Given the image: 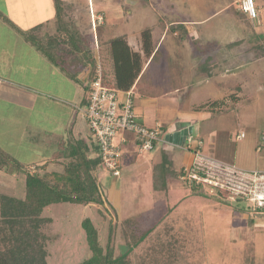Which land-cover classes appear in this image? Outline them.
Returning a JSON list of instances; mask_svg holds the SVG:
<instances>
[{"label":"rangeland","instance_id":"374dc122","mask_svg":"<svg viewBox=\"0 0 264 264\" xmlns=\"http://www.w3.org/2000/svg\"><path fill=\"white\" fill-rule=\"evenodd\" d=\"M240 1L64 0L66 8L69 5L75 6L72 9L69 7L67 18L74 22L81 33L85 32L88 35L91 31L87 28L94 16L101 17L99 24L92 29L95 39H100V36L109 38L127 34L130 43L135 45L137 35L143 29L150 28L154 36L159 37V29L156 26L158 19L163 24L168 21L186 23L194 37L187 38V43L183 47L175 48L176 51L183 53V60L169 59L174 53L166 55L164 47L162 50L164 60L161 58L159 63H152L143 80L150 79L151 75L163 79L170 74L178 76L183 73V79L188 83L180 95L168 96L169 102L184 105L216 100L219 103L192 115L195 123H199L204 128L202 136H198L200 131L194 133L195 143L199 142L198 139H202L200 146H196V149L199 148L201 158L196 160L194 148L187 150V153L184 152L190 167L200 168V164L207 166L208 169L203 173L204 176H212L209 178L212 184L196 183L188 177L180 182L177 176L168 173L165 177L167 179L169 176L167 186L171 188L170 191L156 190L158 192L153 193L151 177L153 170L150 161H146L150 155L149 152L141 153L143 157L139 156L138 160L146 161L147 165L137 167L135 161L128 163L127 167L123 166L118 178L106 172L99 174L100 189L106 197L104 204L107 203L109 208L106 205L97 207L93 204L84 206L66 202L51 205L44 211V217L52 220L51 226L48 225L50 227L47 226L45 229L53 239L48 247L47 264H79L91 255L86 234L81 226L82 221L86 219H89L97 229L98 245L104 250L109 243L108 238L111 237L114 257L119 256L126 249V240L118 226L123 220L132 218L141 223H137L138 227H135L138 234L156 224L154 230L147 233L148 238L146 237L131 253L133 260L145 246L156 240L161 250L155 252L163 255L151 258H163L161 262L176 258V261L173 259L175 262L172 264H203V258H207L208 264H248L247 258H264V238L262 237L258 242L253 239L254 234H257L256 231L261 229L252 228V223L259 218L264 221V216H256L250 205L241 198L230 200L233 196L230 189L232 180L229 186L225 185L222 188L218 185L220 182H227L229 178L227 173L233 170L245 172L264 170V57L255 58L253 50L257 44L264 43V0H255L258 9L262 11L259 25L249 22L241 13L240 17L235 16L234 11H238L237 6ZM80 18L83 19L82 23L77 22ZM55 29L56 24L49 27L47 32L51 34L56 31ZM2 30L0 26V31ZM36 35L40 36V40L31 34L35 38L34 41L48 43L49 38L45 35L39 33ZM169 39L171 37H167V40ZM238 40H242V44L232 49L227 48L228 44ZM204 55L213 58L218 55L221 61L219 64L227 62L230 65V62H233L231 73L226 72V66H222V71L219 70L220 74L222 72V75H229L228 78L206 80L204 84L199 85V79H194L193 75L195 67L200 65ZM231 56L232 61H229ZM88 58L89 56H83V64ZM39 78H35V84L32 85L41 86L43 78ZM22 81L27 84L28 80L24 78ZM219 81L223 86L217 85ZM53 85L56 87L59 83L51 82L47 83L46 87L29 88V90L24 87L11 88L14 94L10 96L19 105L13 104L10 107L9 115L15 120L13 125L9 124L11 135L9 133L1 135L6 127L3 126L5 120L0 116V145L7 144L12 152L19 143L36 149L41 146L42 138L57 137L55 130L46 132V129L40 131L39 128H32L39 130V138L29 139L28 136L24 137L20 134L22 128L29 124L33 127L38 122L39 125L41 117L49 119L52 124L63 122L64 119L54 105L59 103H56L55 98L51 100L50 98L53 97L51 95H39L38 101L45 99L54 104L50 103L48 107L42 104V108L39 109L34 105L31 109L34 112L27 110L29 106L26 97H34V94H31L34 90L30 89L56 93L60 88H53ZM236 86H241V92L235 89ZM67 90L71 92V87H67ZM229 94L236 95L238 100L243 96L248 97H244L234 105L228 97ZM225 107L228 108L226 113L220 111ZM68 108L72 107L68 106ZM3 110L7 114L6 110ZM78 116L81 119V115ZM241 132L245 136L238 139L237 135ZM36 151L32 149L23 156L20 154L18 161L25 165L38 162L40 155L43 154ZM50 170L59 171V167L54 166ZM169 170L174 173L177 169L169 164ZM7 175L9 176H3L4 182L0 184V193L20 196L23 188L22 175ZM16 179L19 180L20 185ZM11 181L17 186L11 185ZM242 214H252L255 217L244 223ZM109 225L113 226L111 231ZM185 259H188L187 262H184ZM133 264L140 262L135 259ZM148 264L167 263H152L150 260Z\"/></svg>","mask_w":264,"mask_h":264},{"label":"trees","instance_id":"16d2710c","mask_svg":"<svg viewBox=\"0 0 264 264\" xmlns=\"http://www.w3.org/2000/svg\"><path fill=\"white\" fill-rule=\"evenodd\" d=\"M54 6L57 34L50 38L48 43L43 44L34 41L35 38L30 34L21 32L25 41L34 46L52 63L62 67L66 63V58L72 56L71 54H75L74 56L81 63H83V56H89L88 61L84 64L90 67L92 78L97 66L100 65L102 84L107 88L123 93L135 87L137 93L145 97L146 95L155 96L163 92V90L155 89L151 84L147 85L141 81L145 63L148 59L155 58L157 54L151 29L146 28L140 32L138 37L139 49H134L125 35L109 38L100 36V39H95L92 23L87 28L91 31L88 35L85 32L81 33L75 27L74 22L68 20L67 10L70 8H66L64 0H54ZM240 13L237 10L234 11L237 18L242 14ZM0 18L6 24L13 26L1 13ZM248 20L259 25L260 16L258 15L254 20L249 18ZM158 23L161 24L162 22ZM168 31L176 34L178 42L185 40L188 35L181 24L169 25ZM240 44H242V40L229 46L233 48ZM65 47L68 48L66 51L63 49ZM253 50L255 58L264 57V43L257 44ZM214 67L213 59L208 57L200 67V71L209 74ZM235 89L241 92L242 88L236 86ZM228 97L232 104L237 105L244 97L247 98L248 96L240 97V100L236 98V95L229 94ZM86 102L87 95L85 105ZM216 103L219 101L205 102L196 109H206L209 106H215ZM220 111L226 113L228 108L225 107ZM220 111L216 112L220 113ZM201 140L199 139V142ZM93 142L96 148V157L90 158L79 141L76 140L71 144L61 139L57 142L56 150L51 155L50 160L42 165H24L0 148V171L10 175L21 174L23 185L20 196L0 193V264H47L48 247L53 239H51L49 231L47 232L45 229L48 225L51 226L52 220L44 217V211L51 205L66 202L84 206L93 204L101 207L104 205L105 200L96 176L99 163L98 147L94 139ZM53 162H60L62 170H48V165ZM168 173L176 177L181 176L182 171L179 173L170 172L168 160L163 155L161 164L154 167L152 171L154 190H165L164 178ZM198 175L204 177L203 172H198ZM16 181L19 183L18 179ZM15 186L17 185L15 184ZM81 226L86 234L91 255L79 264H133L135 259H138L140 264H148L150 260L152 263L172 264L175 262H173V258L164 262H161L163 258H151L152 256L163 255V253L155 252L161 250L156 244L157 240L145 246L140 254L135 255L133 260L131 253L143 243L147 233L152 230L138 234L135 228L137 225L131 218L123 220L118 226L126 240V249L117 257H114V253H112L111 237L108 238L109 243L104 250L98 245V231L92 222L86 219L82 221ZM112 227L109 225V231L112 230Z\"/></svg>","mask_w":264,"mask_h":264},{"label":"crops","instance_id":"0c3cea01","mask_svg":"<svg viewBox=\"0 0 264 264\" xmlns=\"http://www.w3.org/2000/svg\"><path fill=\"white\" fill-rule=\"evenodd\" d=\"M69 7L72 9L75 6L69 5ZM259 11H260L259 16H261L262 11L261 10ZM0 13L13 24V26H10L5 22H3L2 19L0 18V26L3 29L2 31H0V116L5 120V124L3 126L6 127V129L1 132V135L2 136L8 135V133L11 135L12 131L9 129V124L10 126L13 125L15 123V120L9 115V111L11 110L10 107L13 104L19 105L16 101L12 100L13 97L10 96L14 94L11 88L24 87V88H28L29 90V88L46 87L45 85L47 83L50 84L51 82L59 83V85H56V87H54V85L52 86L53 88H58V87L60 88L58 91H56V93L54 91H48V90L44 91L39 89L37 90L30 89L32 91L34 90L33 91L34 93L31 91L32 92L31 94H34V97L33 98L26 97L25 100L28 101L27 106H29L30 108V109L28 108L27 110L32 111L31 109L34 107V105L36 106V108L39 109L42 108L41 106L42 104H44L45 107L50 106V103L54 104L53 102H47V100L42 98L41 99L43 101L42 100L38 101L39 95H44V96L51 95L53 97L50 99L53 100V98H55L56 103H59V105L58 104H54V105L57 106L56 108L57 111H59V114L64 119L63 122H56V123L54 122L52 124L49 119H45V118L42 119L41 117L39 125L37 124L38 123L37 122L33 127L32 124H29L28 126L22 128L23 130L20 132L21 136L24 137L28 136L29 139L39 138L38 136L40 135L38 133L39 130L36 129L33 130L32 128H39L41 129L40 131H42V129H46V132L48 130L56 131L57 137L47 136L45 138H42L41 140L42 144L41 146H38L39 148L34 149L30 146L26 147L23 146L24 145L23 143H19V146H17L15 151L13 149V152L10 150L7 144L0 145V148L9 155H11L12 157L16 158L17 160H19L18 156L20 154H22L23 156L24 153H28L32 149L34 151L37 150L38 153L42 152L41 154L43 155L42 156L40 155L38 162L26 164V165H42L45 164L48 160H50L51 155L56 150L57 142L59 140L62 139L67 143H71V144L77 140L79 141V143H81L82 147L86 149V153L88 157L90 158L96 157V150H95L96 148L91 133L89 131L88 125L83 116V108L85 105L88 85L90 80L92 79V73L90 67H87L85 64L79 62L78 59H76V56H74L75 54H71L72 55L71 57H67L65 65L60 67L52 63L46 56H44L29 42L25 41L23 35L21 34V32L23 34H30V35L33 34V36H35L39 40H40V36H37L36 33L43 34L49 39L57 34V26L55 29L56 31L53 32L54 34L53 33L49 34L47 32V29L49 27L54 26L56 24L54 0H0ZM77 22L82 23L83 19L82 18L77 19ZM158 22H161L160 19H158V21L156 22V26L159 29L160 35L159 37H155L153 34V39L156 44L155 49L157 54L155 55V58L152 59L150 58L145 63L141 74V81L146 83L147 85L151 84V86L155 87V89L159 88L160 90H163V92L158 93L155 96L146 95L145 97L137 93L135 87L131 88L134 91L133 108L141 124L147 127L160 126L164 131L161 141L156 143L153 150L148 153L150 156H148L146 158L147 160L146 159L145 160L147 162L150 161L151 163L150 166L153 170L154 167L161 164L163 160V155H165V157L169 161V164L170 165L172 164L173 167H176L177 169L176 172L179 173L180 171H182V175L177 176L178 180L182 182V180H184L182 178V176L184 175V171L186 170L188 172H192L191 171L192 167L189 166V162L186 161L187 159L185 157L186 156L185 153L188 152L187 150L190 151V149L187 148V137L192 136V138L194 139V133L195 132L198 133L199 131L200 134L198 136H202L203 134L202 129H204L202 128L203 126H201L199 123L197 122L195 123L192 115L194 113L198 114L200 110L196 108L201 104H204L205 102H209L210 100L201 103L191 102L190 104L187 103L184 105H179V104L176 105V103L172 101L169 102L167 97L173 95H180L184 91L183 89H185L188 83L185 79H183V73L178 74V76H172L170 74L167 75L166 77L162 74V76H164L163 79H158L156 78V75H151L150 79H146L145 81L143 80V77L146 75L147 70L152 63L158 61L160 62L161 58L164 60V56H163L164 54L162 51L164 47H165L166 55H172L174 53V55L171 56V58L169 59L171 60L177 59L178 61L180 59L183 60L182 58L183 53L180 51H176L175 48L183 47L187 43L186 41L187 38L189 39L191 37H194L192 36L193 33L190 32L186 23L168 21L167 23L164 24L162 22L161 25ZM251 22L254 24L253 21ZM173 24H181L187 31L188 34L187 38L182 42H178L176 40V34H172L168 31V26ZM43 30H45V32H43ZM139 34L137 35L135 45H132L130 43L127 34H121V35H125L127 37L129 44L132 45L134 49H139V39H138ZM93 35L94 37H96L95 34ZM167 37H171V39L167 40ZM42 43L45 44L44 42ZM231 44L227 45L228 49H232L229 46ZM63 49L66 51L68 48L65 47ZM208 57L213 59V62L215 63V67L213 68V70H211L209 74L207 72L200 71V67L202 66V64L206 62ZM235 57L237 56L235 55ZM228 60L232 61V56ZM220 62L221 61L218 59V55H216V58L215 57L213 58L210 55L203 56L200 65H197L195 67V73L193 75L194 79H199V85L204 84L206 80L215 81V80H220V78L223 80L228 78L229 75H222L223 73L221 72L220 74L219 70L222 71L223 70L222 66L223 67L226 66L225 68V70H227L226 72L230 71L231 73L232 72L231 69L233 68V62H230V65L227 64V62L219 64ZM39 77L43 78L42 85L41 86L32 85L35 84L34 82L35 78L37 79ZM20 78L22 80H24V78L28 80L27 84L24 83L22 80L21 81L17 80ZM51 79H53V81ZM217 85L223 86V83L219 81ZM67 87H71V92L67 90ZM68 106H71L72 108L70 109L68 108ZM62 107H67V108H62ZM3 109L6 110L7 114L4 113ZM205 110L206 109L201 111H205ZM78 115H81L80 117L81 119H79ZM205 121L207 120H204V122ZM57 131L60 132L58 133ZM121 135L126 138V143L122 145L121 170L123 166H126L128 163H132L133 161L137 163V167L147 165L146 161L138 160V157L141 156V154L138 152L137 143L134 141L133 137L129 134H124V135L121 134ZM142 157L143 156H141V158ZM54 166L56 167L58 166L59 171L62 170V165L60 164V162L50 163L48 165V170H50V168ZM50 171H54V170H50ZM102 172L103 171H101L100 169L96 170L97 178H99L98 176ZM4 175L9 176L4 172L0 171V184H3L4 182L3 180ZM151 177L153 181V176ZM164 179H165V190L168 189L169 192L171 189L170 187L167 186V180L169 179V176L167 179L166 177ZM13 184L15 183L11 181V185ZM152 187L154 190V181ZM12 190L14 189L12 188ZM155 191L156 190H154L153 193L160 191V189L156 192ZM103 198L106 202V197L104 195ZM104 205L108 206L107 203ZM242 215H243L242 220L244 221V223H246L247 220H250V218L255 217V215L252 214L249 215L242 214ZM256 216L261 217L264 216V214H258ZM133 220L137 225L138 220L137 219H133ZM257 220L256 222L252 223L253 225L252 228L261 229L256 231L257 234H254L253 239H256V242H258V240L261 239L262 237L264 238V232H263L264 221L262 218H259ZM138 224L141 223L139 222ZM155 226L156 224L152 225L147 230H154ZM173 259L176 261V258ZM187 260L188 259H185L184 262H187ZM247 260H248L247 261L248 264H264V258H247ZM202 263L208 264L207 258H203Z\"/></svg>","mask_w":264,"mask_h":264},{"label":"built area","instance_id":"2783aa9c","mask_svg":"<svg viewBox=\"0 0 264 264\" xmlns=\"http://www.w3.org/2000/svg\"><path fill=\"white\" fill-rule=\"evenodd\" d=\"M237 9L250 20L256 19L259 15L255 0H241ZM100 21L101 17L94 16L92 19L93 29ZM133 98L134 91L132 89L121 94L103 86L101 67L97 66L95 75L88 85L83 116L98 147V169L115 178L121 174L122 145L126 143V138L121 134L131 135L141 154L152 151L156 143L161 141L164 133L160 126L147 127L139 122L133 108ZM244 136V133L241 132L237 138L241 139ZM198 145L200 146V142L195 143L192 136L187 137L188 149L194 148L195 150ZM195 156L196 159L201 158L199 148L195 150ZM199 167L193 166L192 172L185 170L182 178L185 180L188 177L196 183L212 184V180H209L212 176L201 177L198 175V172L208 169L207 166L200 164ZM227 175H229L227 182H220L218 185L222 188L225 185L229 186L230 180H232L230 189L233 196L230 200L235 201L241 198L250 205L253 213H264V170L249 172L233 170ZM213 183L217 185L216 182Z\"/></svg>","mask_w":264,"mask_h":264}]
</instances>
